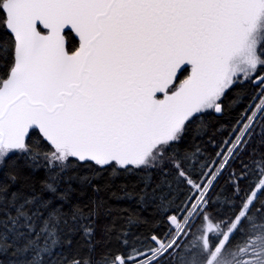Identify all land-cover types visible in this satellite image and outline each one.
Listing matches in <instances>:
<instances>
[{"label":"snow or ice","instance_id":"1","mask_svg":"<svg viewBox=\"0 0 264 264\" xmlns=\"http://www.w3.org/2000/svg\"><path fill=\"white\" fill-rule=\"evenodd\" d=\"M0 264H264V0H0Z\"/></svg>","mask_w":264,"mask_h":264}]
</instances>
